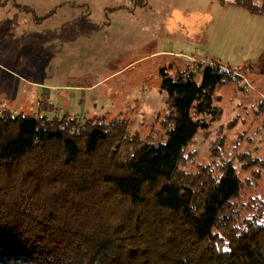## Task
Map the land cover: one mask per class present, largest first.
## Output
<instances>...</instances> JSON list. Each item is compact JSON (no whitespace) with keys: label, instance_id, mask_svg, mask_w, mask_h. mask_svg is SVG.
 Here are the masks:
<instances>
[{"label":"trees","instance_id":"1","mask_svg":"<svg viewBox=\"0 0 264 264\" xmlns=\"http://www.w3.org/2000/svg\"><path fill=\"white\" fill-rule=\"evenodd\" d=\"M220 1L264 17V0ZM160 75L164 143L105 116L0 111V264H264V196L247 190L264 152L237 151L239 167L222 158L220 137L211 149L219 161L186 153L222 115L218 89L237 84L239 105L263 117L264 95L221 63ZM243 133L234 149L251 140Z\"/></svg>","mask_w":264,"mask_h":264},{"label":"rangeland","instance_id":"2","mask_svg":"<svg viewBox=\"0 0 264 264\" xmlns=\"http://www.w3.org/2000/svg\"><path fill=\"white\" fill-rule=\"evenodd\" d=\"M210 53L264 95V17L220 0H0V111L105 116L124 122L134 138L164 143L167 93L144 78L162 69L170 76L185 72L191 56L210 62ZM201 78L202 71L195 79ZM238 90L237 84L218 89L222 115L187 147L194 161H219L211 149L220 137L227 142L222 158L239 167L237 151L264 152V117L239 105ZM254 93L242 102L256 101ZM243 132L251 140L234 149ZM261 174L247 190L264 196Z\"/></svg>","mask_w":264,"mask_h":264},{"label":"crops","instance_id":"3","mask_svg":"<svg viewBox=\"0 0 264 264\" xmlns=\"http://www.w3.org/2000/svg\"><path fill=\"white\" fill-rule=\"evenodd\" d=\"M241 9V8H239ZM207 15L208 14V11L205 12ZM247 13V12H246ZM210 16V15H209ZM229 24H232V21L229 20ZM225 45H228V46H231V42H227ZM224 46H221V49H224L223 48ZM226 49V48H225ZM199 52H201L200 48L197 49ZM182 53H180L179 55H181ZM209 55H211V57H209L207 60L210 61V62H213V63H220V59H218V57L216 56H219L218 53H216V55H212V53H210ZM204 55H201L200 57H203ZM206 57L208 56L207 54L205 55ZM199 56L198 57H194V56H191L193 60V62H191V64L188 65V69H190V67H192V65H195V63H202L204 62V64H208L209 62L207 61H203V60H198V59H201ZM195 60H198L197 62ZM180 72L181 71V68L178 70ZM162 84H163V79L160 75V72L157 71L156 73H151L149 74L148 76H146L144 78V85L150 87V88H156V89H162ZM49 117V116H48ZM55 117V116H53ZM75 118H82V119H86L87 117H84V116H73ZM51 118V117H49Z\"/></svg>","mask_w":264,"mask_h":264}]
</instances>
